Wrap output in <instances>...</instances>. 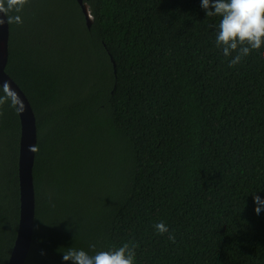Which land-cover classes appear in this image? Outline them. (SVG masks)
I'll list each match as a JSON object with an SVG mask.
<instances>
[{
    "label": "trees",
    "instance_id": "1",
    "mask_svg": "<svg viewBox=\"0 0 264 264\" xmlns=\"http://www.w3.org/2000/svg\"><path fill=\"white\" fill-rule=\"evenodd\" d=\"M201 2L89 0V29L76 0H28L23 23L9 25L6 72L38 129L26 264L128 241L139 245L135 264H264V207L257 215L252 197L264 199V47L229 67ZM0 111L8 264L21 121L8 104ZM160 221L175 243L156 234Z\"/></svg>",
    "mask_w": 264,
    "mask_h": 264
},
{
    "label": "clouds",
    "instance_id": "2",
    "mask_svg": "<svg viewBox=\"0 0 264 264\" xmlns=\"http://www.w3.org/2000/svg\"><path fill=\"white\" fill-rule=\"evenodd\" d=\"M27 3L28 0H0V26L5 23L22 24L19 13ZM201 7L207 17L217 18L214 44L229 61V67H235L251 52H260L264 47V0H202ZM260 54L264 56V52ZM5 104L16 111L23 110V101L7 81L0 84V108ZM252 197L257 205L255 212L259 215L264 207V199L259 193H254ZM153 228L157 235L168 234L169 241L176 242L175 234L163 221L155 223ZM34 230L37 229L34 227ZM138 247L137 243L128 241L118 247L97 251L96 245L90 244L89 248L93 250L91 254L72 247L62 252V260L65 264H135ZM40 254L46 255L43 251Z\"/></svg>",
    "mask_w": 264,
    "mask_h": 264
},
{
    "label": "water",
    "instance_id": "3",
    "mask_svg": "<svg viewBox=\"0 0 264 264\" xmlns=\"http://www.w3.org/2000/svg\"><path fill=\"white\" fill-rule=\"evenodd\" d=\"M82 7L87 26L91 29L93 19L88 1L76 0ZM10 26H0V84L7 81L23 101V110L18 111L21 121L19 153L20 220L16 242L8 264H26L34 237L36 214V190L34 185V166L38 144L37 120L28 97L7 74L9 61Z\"/></svg>",
    "mask_w": 264,
    "mask_h": 264
},
{
    "label": "rangeland",
    "instance_id": "4",
    "mask_svg": "<svg viewBox=\"0 0 264 264\" xmlns=\"http://www.w3.org/2000/svg\"><path fill=\"white\" fill-rule=\"evenodd\" d=\"M123 156H122V150L121 148H117V151H116V156H115V159H116V162H120L122 160ZM117 182V180H116Z\"/></svg>",
    "mask_w": 264,
    "mask_h": 264
}]
</instances>
